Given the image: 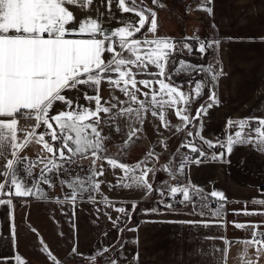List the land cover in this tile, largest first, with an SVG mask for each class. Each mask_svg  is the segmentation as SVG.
Here are the masks:
<instances>
[{
  "label": "crops",
  "instance_id": "crops-1",
  "mask_svg": "<svg viewBox=\"0 0 264 264\" xmlns=\"http://www.w3.org/2000/svg\"><path fill=\"white\" fill-rule=\"evenodd\" d=\"M201 3L202 0H156V3L153 0H126L129 7L156 12L155 34L148 31L150 25L146 24L133 39H153L155 35L177 42L194 36L205 41L220 40L219 48L208 50L203 58L196 52L194 40L185 41L192 44L193 52L188 53L186 49L178 46L169 56L164 77L149 76L147 73H139L136 77L137 80L164 78L168 82L167 77L170 75L172 82L183 84L181 90L189 94L190 89L185 88L187 81L191 80L193 86L197 81H204L202 91L209 89V96L210 89L214 90L220 103L219 106L209 109L206 115H202L198 123L202 122L204 125L201 135L217 142L225 140L227 134L237 130L235 127H226L229 119L235 122L248 117L264 118V0H213V4L208 5L213 7L211 16L200 10ZM68 7L77 20L89 15L99 17L108 30L121 26V22L138 19L134 13H122L117 0H113L111 5V16L108 0H94L92 11H81L75 6ZM99 13H103V16H99ZM145 14L151 20L150 13L146 11ZM140 34L143 35L142 38L139 37ZM116 50L123 51L119 49L118 43ZM212 51L217 64L209 60ZM123 55L132 58L127 52H123ZM105 57L110 59L111 53H105ZM181 60L185 62L183 65L179 63ZM209 64H213V72L219 74L216 82H211L212 85L205 79L207 72L201 70L197 73L191 68L192 65ZM133 71L136 69L133 68ZM153 71L157 70L149 65L148 72ZM111 75L117 78L115 73ZM80 87L83 89L85 86ZM137 87L140 89L136 93L138 99L146 102L144 93L148 92L147 99L150 100V90L140 84ZM154 87L158 88V85ZM99 95L104 106L116 105L111 113L100 114L99 130L107 138L99 153L101 159L85 153L73 156L71 163L57 161L64 163V167L58 173L48 174L52 186L43 182L35 185V188L40 189L38 196H0V199L12 200L11 216L16 232L15 251L11 241L0 242V257L10 258L5 264H14V255H20L24 264H52V257H55L57 264H108V254L114 246H117L113 253L119 264H264V246L257 251V245L246 243L252 239V225L257 226L256 234L264 232V205L258 203L264 199V153L258 148L254 150V146L236 147L228 157L229 163L205 159L200 166L186 165L183 172H180L179 166L186 158V151L181 152V149L184 151L186 148L181 145L184 144L182 141L190 125L187 128L180 127L182 122L175 116L174 110L166 109L165 117L169 126L165 129L159 119L152 117L149 112L145 114L142 125L133 121V126L139 128V131L129 139L126 130L127 117H110L115 116L120 109L129 106L136 108L138 105L132 104L127 96L108 85L107 81H102ZM66 96L78 98L81 104L86 103L82 98L83 92L73 90L66 93ZM208 103L210 101L207 98L203 105L207 107ZM58 110H63L59 102L53 105L50 115ZM35 123L34 118L17 116V135L20 141L23 140L25 131L33 130ZM178 127L180 130H177ZM42 128L43 126L36 131L39 132ZM201 147L209 157L212 152L220 151L219 148L209 149L203 143ZM17 151L19 157L24 158L15 165L18 169H26L41 158L51 156L35 140ZM149 152L153 153L151 157L148 156ZM10 153L11 148L6 146L2 153L4 159H0V171L4 170L3 165L7 158L17 159L11 157ZM107 158L129 167H135L136 163L145 160H150L149 166L154 168L169 162L172 167H177L183 187H189L190 196L195 202L201 201L196 198L197 191L209 198L208 194L216 190L225 194L226 206L220 217L216 218H213L215 209L209 204L207 207L200 206L198 214H190L193 213L191 204L179 203L182 199L179 195L173 210L165 209L155 189L148 193L146 190H136L135 185L132 189L117 186L116 178L122 172L119 169L113 170L106 163ZM101 167L104 168V175L98 177L102 183L100 191L94 194L95 203L88 200L91 192L84 193L83 200L78 196L73 217L70 203H57V198L63 202L65 197L71 195L72 188L69 185H77L78 181H84L93 172L100 171ZM41 168L42 165L36 163L31 176H25V172L21 170L19 177L32 186L34 180L40 176ZM11 178L0 175V183H5V191L11 188ZM149 182L152 183L151 174ZM109 184L112 185L111 188ZM105 196L113 205L125 207L128 216L105 208ZM133 205H136L134 209ZM97 208L101 209L99 215ZM244 209L258 214H234ZM105 211L110 213L112 220H116L119 215V221L114 225L104 215ZM201 213L205 220H213L215 226L190 227L179 223L199 221L202 218ZM233 221L244 227L237 229ZM9 227V207L0 206V228L5 238L8 236ZM218 237L224 239H217ZM41 240L52 256L44 252ZM104 245L110 247L105 251H98Z\"/></svg>",
  "mask_w": 264,
  "mask_h": 264
},
{
  "label": "snow or ice",
  "instance_id": "snow-or-ice-1",
  "mask_svg": "<svg viewBox=\"0 0 264 264\" xmlns=\"http://www.w3.org/2000/svg\"><path fill=\"white\" fill-rule=\"evenodd\" d=\"M118 8L122 13H134L138 19L121 22V26L114 30H108L103 26L99 17L91 15L85 16L79 20L68 6L78 7L81 11H92L94 0H0V159H4L2 153L5 147L11 148V157L7 158L3 165L4 170L0 175L7 178L11 176V188L5 191V183H0V196L11 197H30L39 195L40 189L35 185L43 182L51 185L49 173H58L64 167V163H71L75 155L90 153L95 159H101L99 153L103 150V141L107 139L99 130L101 124L100 114H109L115 104L104 106L101 103L99 95L102 81H107L108 85L118 89L128 97L132 104L138 105L120 109L115 113L116 117H127V136L129 139L135 136L139 128L133 126V121L137 124H143L145 114L151 113L152 117L159 119L165 129L169 126V121L165 117L166 109H173L175 116L182 122L180 127L187 128L189 139L181 145L195 154L194 157H186L179 166V171L183 172L186 165L200 166L205 159L229 163L228 157L234 152L236 147L254 146L264 153V118L248 117L238 121L229 119L226 127L236 128L233 133L227 134L223 141L213 142L204 138L200 129L204 127L201 122L197 125L196 121L201 120L202 115L213 106H219L214 90L210 89L208 100L210 103L205 107L203 104L197 109L195 116L188 114L189 105L192 99L198 98L205 86L204 81H197L192 93L182 91L183 84L172 82V77L140 79L137 80L139 73H147L149 76L164 77L165 65L178 46L186 49L188 53L193 52V46L185 41L194 40L196 42V52L203 58L208 50H216L220 46L219 39H201L199 36L185 37L182 41H173L171 38H162L154 35L153 39H133L136 33L150 25L148 31L155 34L157 29L156 12L151 10H137L134 7L126 5V0H117ZM113 0H108V11L111 16V5ZM156 3V0H153ZM213 0H202L199 6L200 10L213 15ZM148 11L151 15H146ZM103 16V13H99ZM215 27V25H213ZM118 43V52L116 45ZM123 52L130 54L132 58L125 57ZM105 53H111V58L105 57ZM107 61V62H106ZM183 65L185 62H179ZM149 65L157 71L148 72ZM133 68L136 71H133ZM192 71L200 72L203 70L210 74L215 82L218 73L213 72L212 65H192ZM108 73L109 75H105ZM112 73L117 78H113ZM189 80L188 84L191 85ZM142 85L151 92H145V101L137 97L140 89L137 85ZM154 85H158L155 88ZM80 86H85L83 89ZM83 92L85 104H81L78 98H68L66 93ZM93 94H89V93ZM59 102L63 110H58L50 115L53 105ZM94 103V106H93ZM107 103V102H106ZM123 103V102H121ZM34 118L35 124L32 131H25L22 141L18 139L17 116ZM255 125V126H253ZM42 130L37 132L36 129ZM180 127L177 130H180ZM247 128V132L245 129ZM192 129H197L195 135ZM119 131V128L116 129ZM49 137L50 139H46ZM196 137L202 141L209 149L219 148L220 151L212 152L210 157L204 149L197 145ZM32 140L41 144L43 149L51 154L50 157L41 158L38 162L42 165L41 174L34 180V184L29 186L24 178L19 177V172H25V176L32 175V169L36 163L30 164L26 169H18L15 165L22 159L19 157L18 149L25 148ZM10 142V143H9ZM67 153V155H66ZM153 153L149 152L151 157ZM106 163L113 170L119 169L122 175L116 178V185L125 189H132L135 185L136 190H146L151 193L153 185L149 182L150 174L155 175L156 169L150 167V160L136 163L135 167H129L124 163H118L114 159L107 158ZM95 164V160L93 161ZM104 175V168L93 172L87 181H78L77 185H69L72 188L70 197H65L61 202L57 198V203H70L73 208V217L75 216V206L77 197L83 200V194L91 192L88 200L95 203L94 194L101 189V181L98 177ZM8 182L7 179L5 181ZM163 183V181L161 182ZM110 188L111 184L108 185ZM35 188V191H34ZM14 190V192L12 191ZM169 199L166 202L163 197V190L158 191L161 197L160 203L165 209L173 210V200L179 194L182 199L181 204L189 203L193 205V213L196 212L195 201L190 196L189 187L171 186L169 189ZM216 198L219 202L214 210L213 218L220 217L224 209L226 196L222 191L213 190L208 194ZM196 198L205 201L202 205L207 207V197L197 191ZM105 208H111L118 214L128 216V210L123 206L113 205L108 197L103 200ZM247 203V202H246ZM264 205V199L258 201ZM0 206H8L10 210V227L7 238L3 235L0 228V242H12L13 250L16 249L15 224L11 216V199H0ZM136 205H133L134 209ZM101 209L97 208L99 215ZM154 211V210H147ZM63 214V213H62ZM235 215H255L256 212H249L244 209L242 212H236ZM104 215L112 220L110 213L104 212ZM201 220H188L179 223L190 227L199 225L203 228L215 226L213 220H205L201 213ZM120 219L118 215L116 220H112L115 225ZM237 229L244 225L232 222ZM256 225H252V239L246 241L249 244L257 245V251L264 246V239H257ZM106 235V234H105ZM264 235V234H261ZM217 239L223 240V237ZM44 252L52 256L43 241H40ZM109 245L102 246L98 251H105ZM75 251V249L73 250ZM14 264H24L20 255H14ZM8 257H0V264L9 261ZM52 264H57L55 257H52ZM110 264H118L113 259Z\"/></svg>",
  "mask_w": 264,
  "mask_h": 264
},
{
  "label": "built area",
  "instance_id": "built-area-1",
  "mask_svg": "<svg viewBox=\"0 0 264 264\" xmlns=\"http://www.w3.org/2000/svg\"><path fill=\"white\" fill-rule=\"evenodd\" d=\"M140 38L143 37L142 34L139 35ZM156 172L155 175L151 174L152 177V185H153V189H155V191H159V190H163L165 193V196L163 197V199L167 202L170 196L169 193V189L171 186H177V187H183L182 185V181L178 175V171L176 168L172 167L170 165L169 162H165L159 165H156L155 167ZM163 181V183H161ZM158 198L161 199V197L157 194ZM178 197L179 194L177 195V197L172 201L173 205L178 203ZM205 203V201L201 200L198 202H195V209L196 212L194 214H198L200 211V206H202ZM221 203L216 199H212V198H208L207 197V204H209L211 207H213L214 209L217 208L218 204ZM226 206V203L223 202ZM225 208V207H224ZM191 209L193 212V205L191 204ZM264 232H260L257 234L256 238L257 239H264Z\"/></svg>",
  "mask_w": 264,
  "mask_h": 264
},
{
  "label": "rangeland",
  "instance_id": "rangeland-1",
  "mask_svg": "<svg viewBox=\"0 0 264 264\" xmlns=\"http://www.w3.org/2000/svg\"><path fill=\"white\" fill-rule=\"evenodd\" d=\"M215 53L212 51V54H211V57L209 58V60H210V62L211 63H215V64H217V61H214L215 60ZM213 65V64H212ZM214 66V65H213ZM215 67V66H214ZM205 79H207V83L209 84V85H212L211 84V82L212 83H215V82H213L212 81V79H211V76H210V74H206V76H205ZM194 84H195V82H194ZM195 86V85H194ZM194 86L192 85V83H191V85H189L188 84V81H187V86H185V88H186V90L189 88L190 89V94H193L192 93V89L194 88ZM208 91H209V89H207L206 91H201V95H200V97H198V98H193L192 99V101H191V103H190V105H189V111H188V113L190 114V116H195V114H196V111H197V109L202 105V104H205V101H206V99L208 98ZM193 96H194V94H193ZM199 121H196V123H197V125H199V123H198ZM192 128V126L190 125L189 126V129H191ZM196 130L197 129H192V131H193V133H194V135H195V132H196ZM200 133H201V129H200ZM189 139H191V138H189L188 136H187V134H186V136H185V138L183 139V143H186ZM196 143H197V145L198 146H202V143L200 142V139L198 138V137H196ZM186 151V153H185V155H186V157H194L195 156V154H192V153H190L189 152V150L188 149H185L184 151H182V149H181V152H185ZM185 159V158H184ZM175 168H177V167H175ZM88 179V177H86V179L85 180H87ZM84 180V181H85ZM116 247L117 246H114V247H112L111 249H110V251H109V257H110V259H109V263L108 264H110V261H112L113 259H115V260H117L116 259V257H115V254L113 253L114 252V250L116 249ZM100 260L101 259H99V262H100ZM96 264V263H95ZM119 264V263H118Z\"/></svg>",
  "mask_w": 264,
  "mask_h": 264
}]
</instances>
